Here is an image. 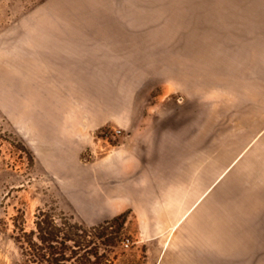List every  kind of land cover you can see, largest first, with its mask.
<instances>
[{
  "label": "rangeland",
  "instance_id": "rangeland-1",
  "mask_svg": "<svg viewBox=\"0 0 264 264\" xmlns=\"http://www.w3.org/2000/svg\"><path fill=\"white\" fill-rule=\"evenodd\" d=\"M39 208L88 264H264V0H0V264Z\"/></svg>",
  "mask_w": 264,
  "mask_h": 264
},
{
  "label": "trees",
  "instance_id": "trees-1",
  "mask_svg": "<svg viewBox=\"0 0 264 264\" xmlns=\"http://www.w3.org/2000/svg\"><path fill=\"white\" fill-rule=\"evenodd\" d=\"M61 215L55 208H39L33 228L27 230L24 226L15 224V239L27 264H88V229ZM125 217V214H121L94 227V236H103ZM118 237L119 234L115 232L114 239ZM95 256L100 258L103 254L95 253Z\"/></svg>",
  "mask_w": 264,
  "mask_h": 264
},
{
  "label": "crops",
  "instance_id": "crops-1",
  "mask_svg": "<svg viewBox=\"0 0 264 264\" xmlns=\"http://www.w3.org/2000/svg\"><path fill=\"white\" fill-rule=\"evenodd\" d=\"M77 42L73 41L69 43V46L64 48L65 55L69 61H76L79 63H86L91 62L93 60H101L104 62H109V63H119L124 61L125 59L123 56H119L118 54H112V53H107L103 58H94L91 55H88V53H91L88 50H91V48L88 47H83L80 45H76ZM86 50V52L82 53V50ZM214 185V184H213Z\"/></svg>",
  "mask_w": 264,
  "mask_h": 264
},
{
  "label": "bare ground",
  "instance_id": "bare-ground-1",
  "mask_svg": "<svg viewBox=\"0 0 264 264\" xmlns=\"http://www.w3.org/2000/svg\"><path fill=\"white\" fill-rule=\"evenodd\" d=\"M179 222H180V220H179ZM176 226H177V224H175ZM175 227V226H174ZM173 230V229H172ZM169 239V238H168Z\"/></svg>",
  "mask_w": 264,
  "mask_h": 264
}]
</instances>
